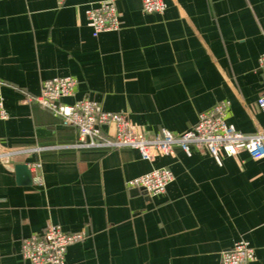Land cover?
<instances>
[{
	"label": "crops",
	"instance_id": "0c3cea01",
	"mask_svg": "<svg viewBox=\"0 0 264 264\" xmlns=\"http://www.w3.org/2000/svg\"><path fill=\"white\" fill-rule=\"evenodd\" d=\"M101 1L0 0V153L10 154L0 159V264H26L22 239L49 224L84 234L65 264H217L241 239L254 249L250 264H264V158L242 151L217 162L193 144L151 160L131 147H80L75 127L19 91L72 76L63 103L97 102L144 137L187 132L228 101L227 124L264 134V0H164L161 13L112 0L118 30L93 37L87 12ZM33 162L41 184L20 185L14 166ZM160 167L173 174L164 194L127 188Z\"/></svg>",
	"mask_w": 264,
	"mask_h": 264
},
{
	"label": "built area",
	"instance_id": "2783aa9c",
	"mask_svg": "<svg viewBox=\"0 0 264 264\" xmlns=\"http://www.w3.org/2000/svg\"><path fill=\"white\" fill-rule=\"evenodd\" d=\"M141 9L145 13H161L166 9L164 0H141ZM87 20L92 36L97 37L105 31L119 28L118 14L112 0H103L88 10ZM259 66L264 71V51L259 57ZM77 80L72 76L53 77L44 80L38 94L19 89L25 102H34L59 117L64 125L77 129L80 147L120 148L131 147L138 150L143 160H151L155 153L169 154L173 145L189 153L190 145L204 147L208 153L220 162L222 156L233 157L246 152L253 160L264 158V134H246L236 130L224 120L228 101H222L211 108L198 113L193 128L175 135L162 130L159 135L144 137L135 132L127 116L123 113L104 111L100 104L87 98L65 104L64 98L73 96ZM258 106L264 109V98L258 99ZM8 117L0 96V120ZM112 126L113 134L108 135L104 127ZM9 153H0V159ZM40 164L28 165L32 182L41 184L38 174ZM8 168H10L8 166ZM170 169L160 167L126 182L129 189H141L149 196L164 194L172 182ZM82 232H65L59 225L49 224L40 232L22 239L20 255L26 264H65L67 247L83 239ZM255 258L254 249L246 240L235 242L230 248L222 250L217 264H250Z\"/></svg>",
	"mask_w": 264,
	"mask_h": 264
},
{
	"label": "water",
	"instance_id": "95a60500",
	"mask_svg": "<svg viewBox=\"0 0 264 264\" xmlns=\"http://www.w3.org/2000/svg\"><path fill=\"white\" fill-rule=\"evenodd\" d=\"M14 172L16 180L20 185L31 184V174L26 164H16L14 166ZM134 191L139 192L141 189H135Z\"/></svg>",
	"mask_w": 264,
	"mask_h": 264
}]
</instances>
